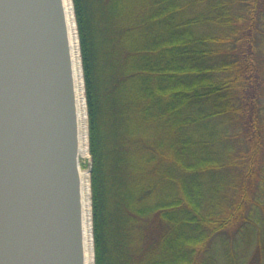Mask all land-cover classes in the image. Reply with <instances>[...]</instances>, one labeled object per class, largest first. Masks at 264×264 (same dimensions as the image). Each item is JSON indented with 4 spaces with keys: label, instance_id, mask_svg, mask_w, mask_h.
I'll return each mask as SVG.
<instances>
[{
    "label": "trees",
    "instance_id": "16d2710c",
    "mask_svg": "<svg viewBox=\"0 0 264 264\" xmlns=\"http://www.w3.org/2000/svg\"><path fill=\"white\" fill-rule=\"evenodd\" d=\"M95 264H264V0H72Z\"/></svg>",
    "mask_w": 264,
    "mask_h": 264
},
{
    "label": "water",
    "instance_id": "95a60500",
    "mask_svg": "<svg viewBox=\"0 0 264 264\" xmlns=\"http://www.w3.org/2000/svg\"><path fill=\"white\" fill-rule=\"evenodd\" d=\"M62 0H0V264H84Z\"/></svg>",
    "mask_w": 264,
    "mask_h": 264
},
{
    "label": "bare ground",
    "instance_id": "6f19581e",
    "mask_svg": "<svg viewBox=\"0 0 264 264\" xmlns=\"http://www.w3.org/2000/svg\"><path fill=\"white\" fill-rule=\"evenodd\" d=\"M71 57L72 77L77 119L78 156L89 158L88 113L82 69L78 28L72 0H62ZM80 202L84 264H95L92 229L91 180L89 172H80Z\"/></svg>",
    "mask_w": 264,
    "mask_h": 264
},
{
    "label": "rangeland",
    "instance_id": "374dc122",
    "mask_svg": "<svg viewBox=\"0 0 264 264\" xmlns=\"http://www.w3.org/2000/svg\"><path fill=\"white\" fill-rule=\"evenodd\" d=\"M86 106H87V100H86ZM88 139H89V123H88ZM88 142H89V140H88ZM90 163H91V155H90V149H89V158L88 159H84L82 157H79V169H80V172H89V176H90V180H91ZM92 229H93V222H92Z\"/></svg>",
    "mask_w": 264,
    "mask_h": 264
}]
</instances>
